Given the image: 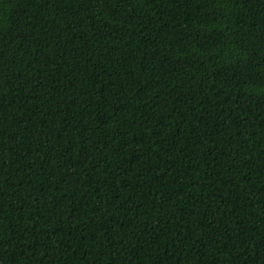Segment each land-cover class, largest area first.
<instances>
[{
  "label": "trees",
  "instance_id": "1",
  "mask_svg": "<svg viewBox=\"0 0 264 264\" xmlns=\"http://www.w3.org/2000/svg\"><path fill=\"white\" fill-rule=\"evenodd\" d=\"M0 264H264V0H0Z\"/></svg>",
  "mask_w": 264,
  "mask_h": 264
}]
</instances>
